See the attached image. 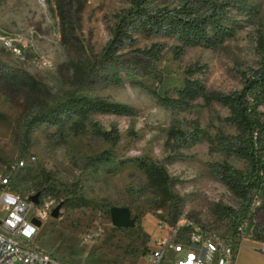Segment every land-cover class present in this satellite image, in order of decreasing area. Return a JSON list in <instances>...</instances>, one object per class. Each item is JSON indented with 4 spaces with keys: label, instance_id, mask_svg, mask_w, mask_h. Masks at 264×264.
Wrapping results in <instances>:
<instances>
[{
    "label": "rangeland",
    "instance_id": "rangeland-1",
    "mask_svg": "<svg viewBox=\"0 0 264 264\" xmlns=\"http://www.w3.org/2000/svg\"><path fill=\"white\" fill-rule=\"evenodd\" d=\"M183 1L152 0L151 6L172 8ZM196 3L203 10L223 4L236 28L218 48L180 50L174 38L133 31L132 40L106 59L101 50L112 37L117 14L129 7L127 0H0V169L21 195L39 193L32 212L47 211L34 246L78 264H149L146 251L165 235L160 222L178 233L197 229L226 235L245 221V236L264 241V183L252 192L241 218L244 204L219 174L224 163L248 170L247 161L225 146L236 134L225 119L228 108L198 98L179 109L157 98L172 95L186 69L195 66L193 77L208 91L240 90L244 75L261 59L264 0ZM3 36L11 37L17 50L4 46ZM153 43L158 52L143 51ZM71 92L126 104L131 113H92L80 133L35 120ZM258 110L264 119V99ZM171 128L181 130L182 139L169 138ZM95 129H116L119 138L103 140ZM104 149L112 151V160L89 164L88 158ZM32 155L36 159L29 161ZM142 156L168 172L170 201L163 202L144 173L126 162ZM20 159L27 164L18 167ZM215 203L237 215L215 216ZM111 206H127L135 224L115 226Z\"/></svg>",
    "mask_w": 264,
    "mask_h": 264
},
{
    "label": "trees",
    "instance_id": "trees-1",
    "mask_svg": "<svg viewBox=\"0 0 264 264\" xmlns=\"http://www.w3.org/2000/svg\"><path fill=\"white\" fill-rule=\"evenodd\" d=\"M127 1L129 7L117 14L112 37L101 50L103 58H112L124 41L132 40L133 31H141L146 36L163 35L174 38L178 42L176 47L180 50L198 45L218 48L235 33L236 28L223 4L213 3L203 10L201 5L196 3L199 0H184L172 8L152 7V0ZM259 48L262 52L258 66L251 73L244 75V84L240 90L229 93L208 91L201 80L193 77L198 70L195 66L186 69L187 75L183 84L175 88L172 95H157L161 104L173 108L185 109L198 98H203L207 104L217 102L228 108L229 114L225 119L235 127L236 134L225 146L229 153L247 161L248 170L242 172L224 163L220 165L219 174L232 193L244 204L241 218H244L251 203L252 192L261 189L264 183V119L258 110V101L264 99V38L259 39ZM159 49V44L153 43L143 51L155 54ZM92 113L130 114L131 111L129 106L120 102L71 92L39 111L34 118L38 123L68 126L75 133H80L87 128ZM94 132L103 140L112 143L119 138L116 129H95ZM183 136L184 133L179 129L169 130V138L182 139ZM198 138L196 133L195 139ZM112 158V151L104 149L90 156L88 160L89 164L96 165ZM126 162L135 165L144 173L147 185L163 202L172 199L170 177L161 164L143 156L130 158ZM211 210L221 219L237 215V211L232 207L220 203H215ZM239 225L230 234H235Z\"/></svg>",
    "mask_w": 264,
    "mask_h": 264
},
{
    "label": "built area",
    "instance_id": "built-area-1",
    "mask_svg": "<svg viewBox=\"0 0 264 264\" xmlns=\"http://www.w3.org/2000/svg\"><path fill=\"white\" fill-rule=\"evenodd\" d=\"M4 46L17 50L11 37L1 38ZM34 155L29 161H34ZM20 159L18 167L25 166ZM30 196L21 195L12 186L10 175L0 169V264H78L33 245L38 226L33 218L42 220L46 210L33 211ZM243 221L235 234H219L197 229L178 233L166 222L158 227L165 235L148 250L149 264H234L237 250L249 242L264 257V241L247 238ZM89 239L92 235L87 236Z\"/></svg>",
    "mask_w": 264,
    "mask_h": 264
},
{
    "label": "water",
    "instance_id": "water-1",
    "mask_svg": "<svg viewBox=\"0 0 264 264\" xmlns=\"http://www.w3.org/2000/svg\"><path fill=\"white\" fill-rule=\"evenodd\" d=\"M39 193H36L30 197L31 201L37 204ZM61 204H58L52 211L53 216H57ZM112 223L118 227H131L135 224L136 218L131 216V211L127 206H111L109 208ZM33 222L39 226L41 220L33 218Z\"/></svg>",
    "mask_w": 264,
    "mask_h": 264
},
{
    "label": "crops",
    "instance_id": "crops-1",
    "mask_svg": "<svg viewBox=\"0 0 264 264\" xmlns=\"http://www.w3.org/2000/svg\"><path fill=\"white\" fill-rule=\"evenodd\" d=\"M146 259L149 262L148 254ZM234 264H264V257L259 249L246 242L237 250Z\"/></svg>",
    "mask_w": 264,
    "mask_h": 264
}]
</instances>
